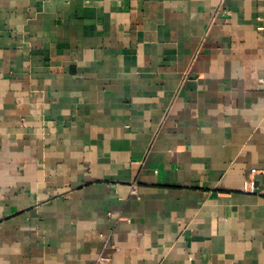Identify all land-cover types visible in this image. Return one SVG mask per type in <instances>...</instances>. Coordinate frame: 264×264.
Segmentation results:
<instances>
[{"label":"crops","instance_id":"1","mask_svg":"<svg viewBox=\"0 0 264 264\" xmlns=\"http://www.w3.org/2000/svg\"><path fill=\"white\" fill-rule=\"evenodd\" d=\"M93 263L264 264V0H0V264Z\"/></svg>","mask_w":264,"mask_h":264},{"label":"built area","instance_id":"2","mask_svg":"<svg viewBox=\"0 0 264 264\" xmlns=\"http://www.w3.org/2000/svg\"><path fill=\"white\" fill-rule=\"evenodd\" d=\"M225 14H227V12L223 11ZM245 185H248L251 189V191H254L256 189V186H255V182L252 180V179H249V181H247L245 183ZM130 193L133 194V195H136L137 193V183L136 182H133L130 186ZM98 263H102L103 261L102 260H98L97 261ZM93 264H97V263H93Z\"/></svg>","mask_w":264,"mask_h":264}]
</instances>
